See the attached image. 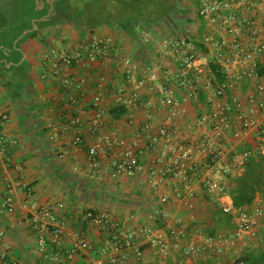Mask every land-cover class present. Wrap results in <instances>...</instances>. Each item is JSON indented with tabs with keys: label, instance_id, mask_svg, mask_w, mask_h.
<instances>
[{
	"label": "built area",
	"instance_id": "1",
	"mask_svg": "<svg viewBox=\"0 0 264 264\" xmlns=\"http://www.w3.org/2000/svg\"><path fill=\"white\" fill-rule=\"evenodd\" d=\"M180 8L194 26L193 31L178 33L170 29L161 36L147 63L122 52L108 35H91L72 50L50 45L42 53L41 79L57 87L63 104L58 123L46 124L49 139L60 135L64 152L71 157L85 147L90 173L101 174L106 158L113 179L134 176L144 155L152 152L147 165L148 184L152 196H157L153 214L161 225L126 227L107 211L87 209L82 216L84 223L107 233L98 256L89 264H127L130 249L141 260L143 246L171 258V264H197L206 258L213 264H228V251L235 242L250 236L256 243H264V202L234 205L229 184L244 173L250 159L264 157V0H180ZM80 70L96 71L92 79L97 90L88 100L92 80ZM111 76H122L124 83L112 89ZM143 89L150 95L146 101L141 99ZM108 98L114 103L110 109L130 110L122 119L133 128L131 138L121 134L119 118L112 112L113 124L108 121V110L103 106ZM188 102L197 103L191 122L186 120L184 107ZM156 107L166 110L165 123L154 124ZM66 109L70 110L69 120L63 121L67 114L62 111ZM139 109L144 113L142 123L133 115ZM180 119L185 120L187 131L199 135L188 138L177 126ZM9 121L7 110L0 108V189L4 190L0 212L13 213L15 192L23 189L25 222L35 234L37 254L58 263L91 250L83 230L68 234L72 243L66 249L65 218L57 215L63 203L33 200V187L25 182L22 168H14L15 177L8 172L12 165L6 161L8 147L17 142L7 131ZM252 130L257 133L254 148L235 151L233 142L242 141ZM72 170H81L80 161L74 157ZM167 183L171 184V193L165 191ZM195 184L231 218L234 228L216 234L197 232L201 240L196 242L188 239L187 227L178 218L170 219L165 206L173 198L194 209ZM5 238V230L0 229L3 264L11 253ZM231 264L245 263L236 258Z\"/></svg>",
	"mask_w": 264,
	"mask_h": 264
},
{
	"label": "crops",
	"instance_id": "2",
	"mask_svg": "<svg viewBox=\"0 0 264 264\" xmlns=\"http://www.w3.org/2000/svg\"><path fill=\"white\" fill-rule=\"evenodd\" d=\"M12 5H20L18 0H0L1 21H10L8 17L9 8ZM8 10V12H7ZM35 22L36 19H31ZM61 25L64 28H59ZM48 26L37 27L36 33L29 37L25 30L21 35L10 41V34H7L5 42L0 43V108L7 110L10 121L7 131L10 137L17 142L8 147L6 161L11 163L8 172L15 177L17 171L14 169L20 166L23 170V178L33 187V200L37 202L63 203V209H57V215L65 218L66 236L63 240L64 247L70 248L72 239L68 234L73 230H83L92 248L89 251L80 252L71 258H63L61 262L49 261L34 251L35 234L32 228L25 222L27 211L22 207L25 200V192L19 189L15 192L16 210L8 214L0 212V229L6 232V242L10 245L11 253L6 264L17 261L18 264H30L35 261L37 264H89L97 257L101 244L107 236L106 232L97 227L88 226L82 220V216L87 209L107 211L112 216L121 220L126 227H133L140 224H155L160 226V221L153 214V209L157 196L153 197L148 184L147 165L152 157V152H147L134 176H120L116 179L110 177V165L104 158L105 167L101 174H93L87 170L85 147L75 152L74 158L80 161L81 170H72L73 157L64 152V141L60 135L56 139H49L50 131L46 128L49 122L58 123L59 112L62 109V102L58 98L57 87L51 81L41 79V56L48 46H57L65 50L76 48L85 38L97 34L101 36H112L116 45L122 52L135 55L128 48H123L114 36L111 28L102 25L94 29L77 28L69 22H60ZM53 27V28H51ZM64 29V30H63ZM62 30V31H61ZM52 31V33H49ZM61 31V32H60ZM122 39H131L124 32H120ZM0 34H2L0 32ZM61 40V41H59ZM48 45H47V42ZM124 44V42H122ZM17 46V47H16ZM88 73L92 83L88 87V97L90 99L96 93V84L93 82L96 71H81ZM112 89L124 83L122 76H111ZM244 91V88H242ZM150 97L146 89H143L141 99L146 101ZM103 106L108 110L107 119L111 122L114 106L112 98L105 100ZM186 110V120L192 121L197 112V103L188 102L184 104ZM110 109V110H109ZM68 109L62 112L67 116L62 117L63 121H68ZM130 110H126L119 118V130L127 138L132 137L133 128L124 122V115ZM143 110L133 111L135 120L138 123L144 121ZM166 110L156 107L154 110V124L165 123ZM177 126L188 138L194 139L199 133L187 131L185 120H179ZM113 124V123H112ZM176 125V124H175ZM84 135L91 141L86 129ZM257 133L255 130L248 132L240 142H233L235 151L242 148H254L257 144ZM232 142L229 144L231 145ZM232 156V155H230ZM233 179V178H232ZM231 187L235 186L232 180L229 181ZM170 183H167L165 191L172 192ZM196 192L194 209H187L174 198L165 206L167 213L172 218H178L181 224L187 227L188 239L199 242L202 233H219L217 228H221L218 218V207L210 202L204 195L199 184L194 185ZM0 189V200L3 193ZM264 202V197L257 194L250 204ZM248 206V205H246ZM220 211V210H219ZM232 224L234 222L229 216L223 215ZM202 223L201 225L198 223ZM203 227V228H202ZM216 228V229H215ZM231 228V229H232ZM229 229V230H231ZM228 231V230H225ZM224 232V231H223ZM143 257L137 260L132 249L127 250V264H165L171 258L165 259L160 253L148 246H143ZM264 250V243H256V240L246 236L242 241L235 242L229 249L226 261L231 264L236 258H241L250 252L259 253ZM163 260V261H162ZM213 264L211 258L203 261ZM0 264H3L0 262Z\"/></svg>",
	"mask_w": 264,
	"mask_h": 264
},
{
	"label": "trees",
	"instance_id": "3",
	"mask_svg": "<svg viewBox=\"0 0 264 264\" xmlns=\"http://www.w3.org/2000/svg\"><path fill=\"white\" fill-rule=\"evenodd\" d=\"M18 2L20 5H12L9 8L10 21H1L3 17L0 16V32L9 33L11 42L25 30H29L27 36H33L38 29H33L34 24L42 27L60 22H69L83 29H94L102 25L117 26L126 35L136 39L142 29L150 28L167 19L171 20L173 7L180 4V0H18ZM31 19L36 21L32 22ZM111 111L119 117L125 112V108H114ZM232 182L235 186L231 188L230 193L236 206L250 205L257 194L264 197V158L250 159L244 173L233 178ZM220 212L222 216L226 215L221 210ZM239 259L245 264H264V250L259 253L250 252ZM197 264L207 263L201 261Z\"/></svg>",
	"mask_w": 264,
	"mask_h": 264
},
{
	"label": "rangeland",
	"instance_id": "4",
	"mask_svg": "<svg viewBox=\"0 0 264 264\" xmlns=\"http://www.w3.org/2000/svg\"><path fill=\"white\" fill-rule=\"evenodd\" d=\"M171 13H172L171 17L173 16L171 20L167 19L161 22L160 24L153 25L150 28L142 29L139 32V35L136 39H133L131 37H130L131 39H127V40L122 39L121 37L119 38L121 34L120 32H123V31H121L119 27L117 26H108V27H110L111 31H113L112 33L114 34V36L117 37L118 44H119V39H120V46L123 48V50H125L124 48H128L132 52V54L135 55V57H137L136 59L139 62L147 63L149 61V58L153 56V54L155 53V49L158 45L159 40L161 39V36H163L165 33H168L170 29L178 33L179 32L180 33H186V32L190 33L191 31H193L194 26L190 24L186 13H184L181 10L180 4L178 6L177 5L174 6ZM48 27L46 28L45 32H48V30H50V28ZM156 27H158V31L154 32L153 28H156ZM59 28H64V27L59 25ZM49 33H52V31H49ZM7 34L9 33L4 32L0 34V43H3L7 40V39H4V38H7ZM122 42H124V44ZM47 45H48V42H47ZM217 212H218L219 222L221 223V228H217L216 231L223 232L225 230L231 229L232 224L229 221V219H227L226 217H223L219 209L217 210ZM198 223L200 225L202 224L200 222ZM171 263L169 261L165 262V264H171Z\"/></svg>",
	"mask_w": 264,
	"mask_h": 264
}]
</instances>
